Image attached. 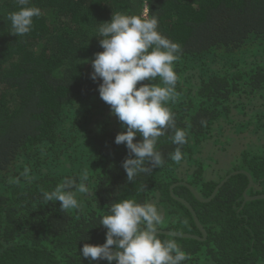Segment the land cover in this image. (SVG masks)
Here are the masks:
<instances>
[{"label":"trees","instance_id":"1","mask_svg":"<svg viewBox=\"0 0 264 264\" xmlns=\"http://www.w3.org/2000/svg\"><path fill=\"white\" fill-rule=\"evenodd\" d=\"M144 3L0 0V264H264V0Z\"/></svg>","mask_w":264,"mask_h":264},{"label":"water","instance_id":"2","mask_svg":"<svg viewBox=\"0 0 264 264\" xmlns=\"http://www.w3.org/2000/svg\"><path fill=\"white\" fill-rule=\"evenodd\" d=\"M237 173H243V174H245V175L247 176V178H248V180H249V186H248V188L253 184V180H252L251 176H250L248 173H246V172H244V171L234 172V173L229 174L226 178L223 179V181L220 182V184L218 185V187L214 190V192L212 193V195H211L208 199H202V198H200V197L197 195V193L195 192V190H194L190 185H185V184H183V185H185V186L191 191V193L193 194V196H194L197 200H199L200 202H203V203H207V202H209V201L215 196V194H216V192H217V189H218L220 186H222L230 176L235 175V174H237ZM171 196H172L174 199H176L177 201H179L180 203H182V204H183V205H184V206L190 211V213H191V215H192V217H193L194 223L196 224V226H197V228L199 229V231L202 233L203 237H205L206 233H205L203 227L201 226V224L199 223L198 218H197V216H196L194 210L192 209V207H191L186 201H184V200H182V199H179V198H176L173 194H171ZM244 197H245L246 200H254V199H262V198H264V195H261V196H254V197H249V196H247V195L244 193ZM157 232H159V233H164V234H167V235H173V236H177V237L192 238V239H197V240L200 239V238H198V237H196V236H194V235H187V234H185V235H180V234H176V233H172V232H168V231H157ZM114 254L119 255V256L122 257L126 262L130 263V262L127 260V258H126L122 253H120V252H118V251H109V252L105 253L104 255H102V256H101V257H100V258H99L94 264H97V263H99L101 260H103L105 257H107V256H109V255H114ZM152 258H153V251H152V255H151V257H150V261H149L148 264H151V263H152Z\"/></svg>","mask_w":264,"mask_h":264},{"label":"built area","instance_id":"3","mask_svg":"<svg viewBox=\"0 0 264 264\" xmlns=\"http://www.w3.org/2000/svg\"><path fill=\"white\" fill-rule=\"evenodd\" d=\"M147 0H145V3H144V7H143V11H142V17L144 19H147V3H146Z\"/></svg>","mask_w":264,"mask_h":264},{"label":"rangeland","instance_id":"4","mask_svg":"<svg viewBox=\"0 0 264 264\" xmlns=\"http://www.w3.org/2000/svg\"><path fill=\"white\" fill-rule=\"evenodd\" d=\"M223 164H226V162H222ZM229 163H231V162H229Z\"/></svg>","mask_w":264,"mask_h":264}]
</instances>
